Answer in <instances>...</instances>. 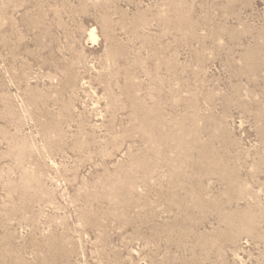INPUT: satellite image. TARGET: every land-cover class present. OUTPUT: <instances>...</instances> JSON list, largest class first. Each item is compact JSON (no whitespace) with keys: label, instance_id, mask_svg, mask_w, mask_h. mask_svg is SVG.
I'll use <instances>...</instances> for the list:
<instances>
[{"label":"rangeland","instance_id":"1","mask_svg":"<svg viewBox=\"0 0 264 264\" xmlns=\"http://www.w3.org/2000/svg\"><path fill=\"white\" fill-rule=\"evenodd\" d=\"M0 264H264V0H0Z\"/></svg>","mask_w":264,"mask_h":264},{"label":"bare ground","instance_id":"2","mask_svg":"<svg viewBox=\"0 0 264 264\" xmlns=\"http://www.w3.org/2000/svg\"><path fill=\"white\" fill-rule=\"evenodd\" d=\"M92 38L95 40L94 33H92Z\"/></svg>","mask_w":264,"mask_h":264}]
</instances>
